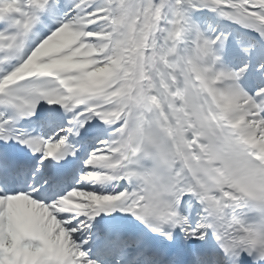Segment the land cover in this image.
Masks as SVG:
<instances>
[{"label": "snow or ice", "instance_id": "6c2138e0", "mask_svg": "<svg viewBox=\"0 0 264 264\" xmlns=\"http://www.w3.org/2000/svg\"><path fill=\"white\" fill-rule=\"evenodd\" d=\"M204 10L264 38V0H0V264H264V51Z\"/></svg>", "mask_w": 264, "mask_h": 264}, {"label": "bare ground", "instance_id": "6f19581e", "mask_svg": "<svg viewBox=\"0 0 264 264\" xmlns=\"http://www.w3.org/2000/svg\"><path fill=\"white\" fill-rule=\"evenodd\" d=\"M194 15L199 20V22L201 23V25H202V23L207 22L206 23L207 25H205V28L206 29H209V26L208 25H210L211 23H212V28H216V26H222V25L224 26L223 21L220 20V19H224V18H222L218 14L212 13V12H210L208 10H204L202 12L194 13ZM236 26H238V28L240 27L241 32H247V35H251L249 33H251L252 31H250L248 29H244V28H242L241 26H239L237 24H236ZM202 28H204V27H202ZM248 40H250L252 43L254 42L253 44H257L258 43L256 48L262 47V51H264V40L256 39V38L253 39V40H251V39H248ZM259 52L260 51H257L256 53H259ZM244 55L245 54L243 53V56Z\"/></svg>", "mask_w": 264, "mask_h": 264}]
</instances>
